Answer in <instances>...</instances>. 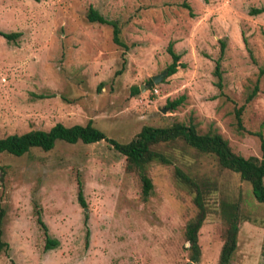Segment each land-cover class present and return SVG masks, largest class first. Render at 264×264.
<instances>
[{
  "label": "rangeland",
  "instance_id": "obj_1",
  "mask_svg": "<svg viewBox=\"0 0 264 264\" xmlns=\"http://www.w3.org/2000/svg\"><path fill=\"white\" fill-rule=\"evenodd\" d=\"M89 7L120 23L129 50L119 74L124 48L112 41L111 26L88 21ZM260 7L264 0H0V30L21 33L16 41L0 35V136L92 121L128 142L144 125L192 119L201 133L217 128L235 153L264 159L259 137L249 133L264 136V11L250 13ZM220 40L222 94L212 74ZM170 43L180 54L177 70L150 85L171 62ZM257 81L259 92L245 104L238 132L235 109ZM182 95L175 109L167 107ZM162 149L172 163L149 164L148 195L138 175L125 170V156L104 140L59 141L51 151L20 157L0 154L3 239L9 243L0 264H189L184 228L196 208L193 193L175 178L176 166L215 200L238 203L232 264H264V203L250 185L183 141ZM35 202L49 236L58 240L55 247L44 248ZM209 203L200 258L192 264L218 261L226 224L221 209Z\"/></svg>",
  "mask_w": 264,
  "mask_h": 264
},
{
  "label": "trees",
  "instance_id": "obj_2",
  "mask_svg": "<svg viewBox=\"0 0 264 264\" xmlns=\"http://www.w3.org/2000/svg\"><path fill=\"white\" fill-rule=\"evenodd\" d=\"M184 6H188L184 4ZM264 7L253 8L250 13H261ZM88 21L97 22L100 24L109 25L112 27V41L121 47L122 64L121 68L116 71L121 73L126 65V51L129 46L121 38V26L118 20L108 19L104 17L98 10L89 7L86 15ZM0 35L8 41H16L21 35L20 32H4L0 30ZM168 54L171 56V62L167 66V75H171L177 70L180 54L175 51L170 43L167 48ZM225 54V42L220 40L218 56L213 59L214 67L212 74L215 78L214 85L222 94L224 89V78L222 70V60ZM150 85L153 84L152 79H149ZM140 88H134V94L139 92ZM259 92L258 81L252 89L246 94L244 104L235 109V117L237 131L242 132L244 126L242 124V111L245 104L249 103ZM185 99L182 95L175 100H168L166 105L170 109H175ZM255 134L260 139L262 155L264 156V136L260 131L249 132ZM106 141L112 147L125 156V170L135 172L141 183L142 193L148 195L153 187L151 178L148 174V166L152 162H160L163 164H171L172 157L166 153L162 146H169L183 141L186 146L194 149L197 153L211 154L214 156L217 164L226 170L234 172L238 175L242 182L250 185L253 197L260 203H264V159H259L255 156L244 157L235 153L228 140L213 126L209 127L204 133L198 129L197 123L192 119L186 122H173L168 126H151L144 125L135 136L128 142H120L106 135L104 131L96 127L92 121L86 124H73L66 126L63 123H56L48 130L31 129L22 133H12L5 136H0V154L6 153L16 157L23 156L33 149H39L47 152L55 148L57 142L63 141L70 144L82 142L84 144ZM190 172H185L181 167H175V178L182 181L193 193V204L196 212L190 218L184 228V249L188 252V258L192 262H197L200 258L201 249L198 241L199 230L206 220L210 205L213 202L221 209L222 217L225 221L223 232V243L220 249L217 264H232L234 254L237 249L239 224L241 222V212L238 209V203H228L227 201L219 202L215 200L214 194H208L203 191L201 182ZM78 200L82 205H85L83 197V189L81 181L78 179ZM214 199H213V198ZM217 203H216V202ZM34 213L36 221L41 226L45 233V249L55 247L58 240L51 238L48 234V228L42 219L40 206L35 202ZM5 210L0 206V253L8 252L9 243L3 239V218ZM88 231L86 232V243L88 242ZM261 255L264 260V235L262 240Z\"/></svg>",
  "mask_w": 264,
  "mask_h": 264
},
{
  "label": "water",
  "instance_id": "obj_3",
  "mask_svg": "<svg viewBox=\"0 0 264 264\" xmlns=\"http://www.w3.org/2000/svg\"><path fill=\"white\" fill-rule=\"evenodd\" d=\"M167 71L164 70L162 73L152 76V81L154 84H158L160 80L166 75ZM141 90H144L143 87H141ZM189 264H192L191 261H189Z\"/></svg>",
  "mask_w": 264,
  "mask_h": 264
},
{
  "label": "built area",
  "instance_id": "obj_4",
  "mask_svg": "<svg viewBox=\"0 0 264 264\" xmlns=\"http://www.w3.org/2000/svg\"><path fill=\"white\" fill-rule=\"evenodd\" d=\"M154 91H155V92H158V90H156V89H155Z\"/></svg>",
  "mask_w": 264,
  "mask_h": 264
}]
</instances>
